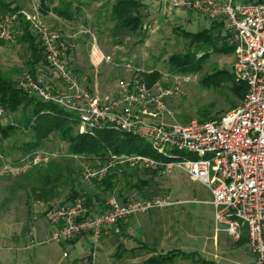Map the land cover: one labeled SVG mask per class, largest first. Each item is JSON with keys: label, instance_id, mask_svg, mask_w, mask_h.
I'll return each instance as SVG.
<instances>
[{"label": "rangeland", "instance_id": "1", "mask_svg": "<svg viewBox=\"0 0 264 264\" xmlns=\"http://www.w3.org/2000/svg\"><path fill=\"white\" fill-rule=\"evenodd\" d=\"M10 1L28 14L39 15L42 22L61 35L66 45L73 46L65 55L67 66L92 92L96 83V93L102 100L114 94L119 80L134 75L122 66L128 62L132 71H157L160 76L154 82L156 88L172 89V96L165 99V106L173 115L167 123L184 125L191 120L218 119L242 103L243 99L237 98L229 85L213 87L200 82L205 75L217 70L231 72L232 54H212L198 73L180 74L170 67L168 58L189 48L181 34L208 29L211 21L192 12L168 10L167 0H142V27L137 32L117 34L112 31L113 21L106 5L107 1L114 0H46L48 10L68 9L72 19L66 24L59 22L55 14V17L42 15L39 0ZM19 34L15 28L12 41L0 44V73L15 83L29 69V51L26 44L17 42ZM93 40L104 54L119 64L118 67L102 64L94 69L90 65L88 53ZM39 70L53 85L61 87L46 65H41ZM22 117L21 110L15 113L4 110L0 124L7 126ZM76 132L77 126L74 127ZM27 140V134L18 129L8 139L0 141V229L4 234L14 235L13 238L8 236V243L0 247V264H82L88 244L81 240L65 245L46 242L45 236V230L50 227L46 213L68 202L72 189L77 196L97 199L96 205L90 207L93 212L103 210L110 196L119 199L134 194L147 198L167 196L170 202H179L134 215L127 228L133 232L132 238L123 235L124 231L112 237H100L93 264H132L131 251L139 252L141 245L177 252L170 264H250L253 261L246 241L237 242L222 226L215 224L206 187L184 172L173 170L159 176L143 168H123L112 180V189L105 190L101 182L81 180L83 166L97 168L102 165L99 160L71 154L65 141L51 135L33 153L40 158L39 163L34 164L19 149ZM172 155L179 158L181 153ZM137 179L146 181L139 191L134 188ZM38 202L46 203L42 206L44 211ZM89 243H93L91 238ZM30 244L33 248L26 249ZM87 263L90 264V259Z\"/></svg>", "mask_w": 264, "mask_h": 264}, {"label": "built area", "instance_id": "2", "mask_svg": "<svg viewBox=\"0 0 264 264\" xmlns=\"http://www.w3.org/2000/svg\"><path fill=\"white\" fill-rule=\"evenodd\" d=\"M167 3L168 10H185L219 20L226 31L233 33L231 73L236 83L246 86L240 107L218 119L191 120L184 125L167 123L173 115L167 110L165 99L172 96V89L156 88V83L148 86L141 71H132L125 61L123 68L134 75L119 80L116 93L102 100L67 66L65 55L73 46L66 45L61 35L38 15L22 10L0 12V41H12L22 17L36 36L44 62L61 87L53 85L42 73L23 75L16 87L30 97L71 113L79 132L102 128L124 132L143 141L154 152L155 157L112 155L97 168L85 165L81 171L83 182L100 183L110 172L120 173L123 168L148 169L159 176L180 170L209 191L215 224L236 241L243 234L246 236L254 258L250 264H264V1L244 4L235 0H167ZM88 58L94 68L102 64L119 66L94 40ZM3 114L0 106V117ZM173 152L181 153L180 157H174ZM26 157L34 164L39 163L38 155ZM177 203L170 202L167 196L146 198L134 194L124 200L110 196L103 210L93 212L84 197L76 196L46 213L53 227L46 242L62 244L88 235L93 241L89 252L93 260L104 230L127 222L134 215ZM32 248L33 244L26 247Z\"/></svg>", "mask_w": 264, "mask_h": 264}, {"label": "trees", "instance_id": "3", "mask_svg": "<svg viewBox=\"0 0 264 264\" xmlns=\"http://www.w3.org/2000/svg\"><path fill=\"white\" fill-rule=\"evenodd\" d=\"M46 0H39V9L42 13L48 11L45 8ZM262 0H243L244 4L257 3ZM110 17L113 21L112 31L117 34L121 31L137 32L142 27L141 9L142 0H114L107 1ZM20 11L17 5L9 0H0V12L16 13ZM53 13L60 19L70 21L72 14L67 8H53ZM223 24L212 23L210 28L203 29L196 33L183 32L181 35L188 43V49L184 53L172 54L168 58L170 67L180 73H198L202 70L203 64L212 55H231L235 48V39L228 40V36H221ZM20 32L17 42L26 44L29 51L28 73L35 75L41 65H46L43 59L42 49L36 36L30 31L28 23L19 17L16 25ZM0 44L2 42L0 41ZM205 46H208L205 47ZM143 79L148 86L154 84L159 79L157 71L142 73ZM200 82L206 86L220 87L229 85L232 93L243 99L246 95V86L236 83L233 75L228 70H217L205 75ZM0 106L6 113L22 111L23 117L19 122L11 123L7 126L0 124V141L8 139L18 129L27 134L28 140L20 146L23 155L33 158V153L37 151L51 135H58L61 140L69 146V151L73 155L88 156L105 163L112 155L141 154L155 157L154 152L147 144L140 143L136 137L110 129L102 128L91 131L74 133L77 121L74 116L61 108L39 101L30 97L16 87V83L11 79L2 76L0 73ZM148 170V169H146ZM151 171V170H148ZM154 172V171H152ZM116 173L110 172L102 180L101 185L105 190L112 189V180ZM146 185L145 180L137 179L134 184L136 190H141ZM78 193L71 190L68 201L75 198ZM86 205L91 209L92 197L85 195ZM147 198V197H146ZM246 241V236H241L240 241ZM177 255L175 251L165 254H158L146 260L142 264H170Z\"/></svg>", "mask_w": 264, "mask_h": 264}, {"label": "crops", "instance_id": "4", "mask_svg": "<svg viewBox=\"0 0 264 264\" xmlns=\"http://www.w3.org/2000/svg\"><path fill=\"white\" fill-rule=\"evenodd\" d=\"M10 1V0H9ZM236 2H239V3H243V0H235ZM262 1H264V0H262ZM12 2V1H11ZM13 3V5H16L14 2H12ZM45 8H47V4H46V1H45ZM21 10V9H20ZM47 10H48V8H47ZM23 11V10H22ZM183 12H187V13H189V11H185V10H182ZM182 11H180V12H182ZM40 12H41V14L42 15H44V16H46L47 14L48 15H51V16H53V17H55V15H54V13H53V11L52 10H48V11H44V12H46V13H42V11L40 10ZM39 16V15H38ZM59 22H61L62 24L64 23V24H66V22H67V20H64V19H60V18H57V17H55ZM210 20V19H209ZM211 21V25H212V23H216V24H220V23H222L221 21H219V20H210ZM223 24V26H222V28H221V36L222 37H225V36H228V40L231 42L232 41V39H233V37H234V35L231 33V32H229V31H226L225 30V27H224V23H222ZM17 28V27H16ZM235 39V38H234ZM232 55H233V53H232ZM94 69H96V68H94ZM37 73H41V70H39V69H37ZM75 74V73H74ZM76 76H77V74H75ZM78 77V76H77ZM54 78V77H53ZM79 78V77H78ZM48 79L51 81V79L48 77ZM80 80H82V79H80ZM82 83H83V81H81ZM94 88H95V92H97L96 90V88H97V86H96V83H94ZM116 91H117V88H115V91H114V94L116 93ZM113 94V95H114ZM125 199V198H124ZM124 199H122V200H124ZM38 203H40V205H41V210H43L42 209V206H44L45 204H44V202H38ZM96 203H97V199L96 198H94V197H92V202H91V205H96ZM44 211V210H43ZM44 216V215H43ZM133 217V216H132ZM132 217H130L129 218V220L127 221V222H124V223H119V224H117L116 226H114V227H112V228H109V229H106V230H104L103 232H102V234H101V236L100 237H103V236H113V235H115V234H118V233H121V232H123L124 231V233H123V235L124 234H127L128 235V237L130 238H132V234H133V232L132 231H128L127 230V228H129V225H130V223H131V220H132ZM45 218H46V215H45ZM52 230H53V227L50 225V227L48 228V229H46L45 230V236H46V238L49 236V234L52 232ZM132 233V234H131ZM8 236H9V238H13L14 237V235H12V234H4V232H3V229H0V247L1 246H3V244L4 243H8ZM140 236V235H139ZM89 238H90V236H88V235H82V236H80V237H78V238H76V239H74V240H72V241H70V242H66V244H74L75 242H77V241H84L86 244H88L87 246H88V248H87V256L86 257H84L83 258V260H82V264H89V263H87V261H88V259H90V264H93V261L95 260V257H94V259L92 260L88 255H89V252H90V249L92 248V245L89 243ZM127 240V238H125L124 239V242ZM62 244H64L65 245V243H62ZM98 245H99V242H98ZM98 245L96 246V248L98 247ZM95 248V249H96ZM138 249H140V251L139 252H137V251H131V254H132V256H133V258H132V264H142V263H144L146 260H148L149 258H151V257H153V256H156V255H158V254H165V253H167V252H165L163 249H161V248H158V247H152V248H149V247H147V248H145L144 246H138Z\"/></svg>", "mask_w": 264, "mask_h": 264}]
</instances>
